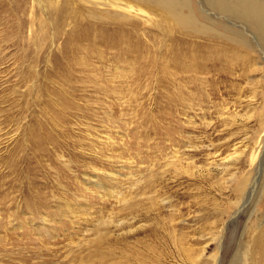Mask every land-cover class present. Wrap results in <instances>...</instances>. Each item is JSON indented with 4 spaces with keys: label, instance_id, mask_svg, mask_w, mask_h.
<instances>
[{
    "label": "rangeland",
    "instance_id": "1",
    "mask_svg": "<svg viewBox=\"0 0 264 264\" xmlns=\"http://www.w3.org/2000/svg\"><path fill=\"white\" fill-rule=\"evenodd\" d=\"M157 14L0 0V264H264V42Z\"/></svg>",
    "mask_w": 264,
    "mask_h": 264
},
{
    "label": "bare ground",
    "instance_id": "2",
    "mask_svg": "<svg viewBox=\"0 0 264 264\" xmlns=\"http://www.w3.org/2000/svg\"><path fill=\"white\" fill-rule=\"evenodd\" d=\"M76 1L84 3L89 8H93L96 13H101L102 16L104 15V17L100 19H110L109 16L112 19H147L144 15L135 16L133 15V13L136 10L143 11V9L149 7L152 8L153 11L158 12V14L156 15L157 16L156 19H171L178 26V28H181L180 30H183L185 32L203 34V35L208 33L209 37L212 40L216 38L222 39L224 40V42L228 44L230 43L234 45L245 46L248 49L253 50L252 49L253 46H251V43L247 44L243 42L244 38H246L245 35L243 36V30L239 31L237 30L238 28H232L230 25L225 24L227 21L221 24V26L217 27L218 22L215 21L216 18L214 17L216 13L217 14L220 13V17L222 15H229L232 16L233 19H239L240 21L245 23L246 25L245 28L249 27L251 29L250 31L256 32V35H258L257 38L261 39L264 42V0H76ZM191 3H194L196 7L198 4L199 6H206L207 9H209L210 13H207L208 11L206 12L200 10L197 7V11L199 14L197 15V17L209 21L210 22L209 24H205L203 22H197L195 20L196 19L195 14L192 12V10H195V7L192 6ZM205 12L208 15H206ZM212 15H214V17ZM91 16L93 18L99 19L98 15H96L95 13H92ZM227 18L229 19V17ZM220 23H222V21ZM241 25L239 26L233 25V26L243 28L241 27ZM258 65L259 67H261L259 61H258ZM262 256L264 260V251H262Z\"/></svg>",
    "mask_w": 264,
    "mask_h": 264
}]
</instances>
